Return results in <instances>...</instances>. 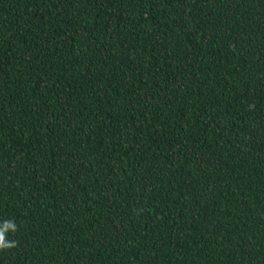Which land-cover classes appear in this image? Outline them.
<instances>
[{
  "label": "trees",
  "instance_id": "obj_1",
  "mask_svg": "<svg viewBox=\"0 0 264 264\" xmlns=\"http://www.w3.org/2000/svg\"><path fill=\"white\" fill-rule=\"evenodd\" d=\"M0 264H264V0H0Z\"/></svg>",
  "mask_w": 264,
  "mask_h": 264
}]
</instances>
